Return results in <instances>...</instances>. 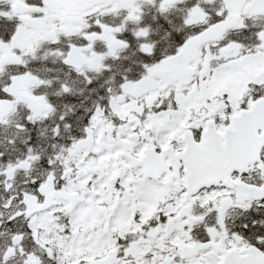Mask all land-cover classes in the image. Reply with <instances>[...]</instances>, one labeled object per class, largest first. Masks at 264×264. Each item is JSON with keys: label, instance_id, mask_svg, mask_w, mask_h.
<instances>
[{"label": "snow or ice", "instance_id": "snow-or-ice-1", "mask_svg": "<svg viewBox=\"0 0 264 264\" xmlns=\"http://www.w3.org/2000/svg\"><path fill=\"white\" fill-rule=\"evenodd\" d=\"M0 264H264V0H0Z\"/></svg>", "mask_w": 264, "mask_h": 264}]
</instances>
